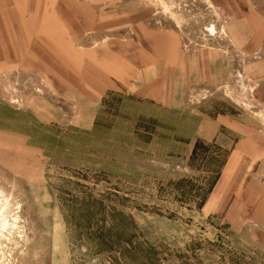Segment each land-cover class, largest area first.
<instances>
[{"label":"rangeland","instance_id":"obj_1","mask_svg":"<svg viewBox=\"0 0 264 264\" xmlns=\"http://www.w3.org/2000/svg\"><path fill=\"white\" fill-rule=\"evenodd\" d=\"M64 2L58 68L0 14V264H264V0ZM133 54L172 97L104 89Z\"/></svg>","mask_w":264,"mask_h":264},{"label":"crops","instance_id":"obj_2","mask_svg":"<svg viewBox=\"0 0 264 264\" xmlns=\"http://www.w3.org/2000/svg\"><path fill=\"white\" fill-rule=\"evenodd\" d=\"M10 3H12L13 7L10 6ZM24 4L27 5L29 8L28 14H45L47 15L49 21L51 23H55V26L51 24L52 26H48L49 32L48 35L45 37L43 42H39V40L32 36L31 28H30V20L27 19L24 27L22 29V34L25 37V41H27V45L30 48V60L29 62H25L30 67H36L34 66V63H36V59L39 56H43V49L47 51V55L45 61L43 62L46 67H53V62L58 64L56 68L59 67V54L62 57L66 58H72L77 60H83L80 56V53L75 52V46L74 44L71 46V44H68V47H65L61 43V35L59 34V10H63V4L65 3L64 0H0V11L1 9H4L0 14H8L12 13L14 14H23L22 6L20 5ZM15 10V11H14ZM164 39V36H161ZM173 42L170 45L172 47V51L165 49L164 46L166 44H160L159 42V58L160 55L163 56L166 53V58H164L165 61V67L162 65H159L155 69V74L162 72L160 76H169V75H177V69L180 68V63L185 62V56L183 55L181 51V43L179 44L177 39L172 37ZM38 42V43H37ZM128 44V42L126 43ZM139 46L137 45L136 48ZM108 51L110 49L106 47ZM120 54L122 56L126 57L127 52H124L122 50V46H120ZM50 55H49V54ZM84 55V54H83ZM134 55V54H133ZM86 60V55L84 56ZM136 60V63L133 66L128 65L126 62L124 63L125 68L126 67H133L132 72H134L135 77L132 78H120V79H113L110 81L107 86L104 88L106 91H120L122 93H128L131 95H134L135 97H141L143 99H147L150 102H154L157 104L164 103L166 98H169L171 94L169 92H173L174 88L168 89L167 86L170 85V81L168 79L159 78V80H155L154 84L151 85H145L142 84L139 80V75L143 73V71L138 67L139 63L142 62L145 64V59L143 58V55L140 57H137L134 55L133 57ZM155 59L153 60V62ZM153 62L150 65V68H147L144 70V73L146 74H153ZM168 63V64H166ZM145 66V65H144ZM115 68H110L109 73L111 74L112 71H114ZM122 75V73H121ZM162 83L161 87L160 84ZM113 85V86H112ZM151 87V88H150ZM144 88L145 90H143ZM155 91H153V89ZM133 96V97H134ZM173 95H171L172 97ZM179 103L176 102L175 106H178Z\"/></svg>","mask_w":264,"mask_h":264}]
</instances>
